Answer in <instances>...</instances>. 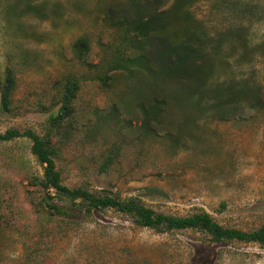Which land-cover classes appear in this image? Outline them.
Segmentation results:
<instances>
[{
	"label": "rangeland",
	"instance_id": "1",
	"mask_svg": "<svg viewBox=\"0 0 264 264\" xmlns=\"http://www.w3.org/2000/svg\"><path fill=\"white\" fill-rule=\"evenodd\" d=\"M131 2L163 11L173 0H0V76L8 67L15 78L0 134L42 135L59 84L72 76L69 125L51 135L64 186L256 229L264 222V0H196L172 15L168 37L192 30L208 56L201 87L189 96L154 71L145 43L112 23L117 12L105 19L108 7ZM79 40L82 55L73 48ZM137 56L140 69H121V58ZM154 100L165 104L152 121ZM29 147L26 138L0 142V264H264L256 244H215L193 230L159 234L111 209L84 214L53 199L62 214L51 215Z\"/></svg>",
	"mask_w": 264,
	"mask_h": 264
},
{
	"label": "trees",
	"instance_id": "2",
	"mask_svg": "<svg viewBox=\"0 0 264 264\" xmlns=\"http://www.w3.org/2000/svg\"><path fill=\"white\" fill-rule=\"evenodd\" d=\"M196 0H173L166 10L159 11L157 6L150 4H139L131 2L125 8L115 11L113 7L106 9L105 19L110 21L112 14L117 12V19L112 23L121 26L125 35H130L132 40L139 45L146 44L154 56L156 68L154 71L165 80H170L180 85L181 91L188 96L199 91L203 82L202 70L207 61V54L198 48L201 44L200 37L192 30L183 31L182 37L170 38L166 31L170 19L174 18L177 11ZM189 21V18L181 14ZM141 47V48H145ZM73 48L79 55L85 50L83 40L76 41ZM144 57L121 58L120 67L129 71L137 66L144 65ZM151 70V66H145ZM105 80V79H104ZM78 88L77 80L69 76L59 84L58 107L48 117L46 129L42 135H37L31 130L18 132L8 129L0 134V142L10 141L15 138H26L30 141V153L42 168L39 179H34L36 189L45 193L43 199V211L53 214H62L60 204L51 203L53 199L58 202H67L79 207L80 212L89 214L91 211L111 209L119 214L129 217L131 222L139 227L153 230L155 233H166L170 231L193 230L205 235L211 243L227 244L232 242L253 243L264 247V222L256 229L241 231L233 228H224L215 223L205 212H197L187 216H171L155 213L145 207L135 198L120 200L109 195L106 191L89 192L83 188H68L64 186L55 169L54 159L56 148L51 143V135L56 133L67 122L73 113L72 102ZM15 89V78L11 69H4L0 76V112L10 113L12 111V94ZM215 93V92H214ZM238 96L247 97V91L241 90ZM225 102L234 101L229 96ZM246 99V98H245ZM248 100V99H246ZM248 102H259L258 97L250 95ZM165 101L154 100L148 113H153L152 121L157 118L156 113L160 111ZM51 191V193H49Z\"/></svg>",
	"mask_w": 264,
	"mask_h": 264
}]
</instances>
